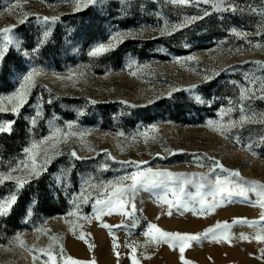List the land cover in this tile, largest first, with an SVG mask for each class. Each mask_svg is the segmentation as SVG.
<instances>
[{"label": "rangeland", "instance_id": "1", "mask_svg": "<svg viewBox=\"0 0 264 264\" xmlns=\"http://www.w3.org/2000/svg\"><path fill=\"white\" fill-rule=\"evenodd\" d=\"M235 2L242 10L213 12L174 31L185 18L211 12V5L96 0L84 7L83 0H0V29L16 25L10 33L14 42L0 61V105L9 109L0 112V123L15 121L11 133L5 137L0 133V173L7 175L15 168L13 176L29 180L23 188L15 180L0 183V202L17 197L10 212L0 216V264H43L46 257L32 246L47 250L49 245L58 264H63L61 245L65 258L88 264H133L128 247L133 241L140 264H184L178 246L149 242L148 225L197 234L218 221L229 223V239L202 236L185 249V260L191 264H264V241L254 239L264 234V208L254 204L255 193L245 199L233 189L232 196L225 193L224 204L212 213L173 208L169 216V206L159 197L167 192L173 198L170 189L179 181H170L167 186L141 187L123 209L95 219V201L105 194L100 186L137 170L136 164L124 161H147L139 165L141 170L150 167L207 178L212 162L208 158L214 157L226 168L239 170L246 181L264 182V142L260 139L264 126L246 125L225 134L214 130L215 125L242 115L240 86L252 78L264 80V0ZM16 3L21 7L13 8ZM21 13L29 14L23 24ZM42 17L59 19L45 23ZM165 24L171 35H161ZM233 29L247 35L237 36ZM5 43L0 35V47ZM109 43L115 46L108 52L89 55ZM33 69L43 75L34 77L36 86L19 114H14L10 109L17 101L8 97L19 91L22 77ZM206 76L210 78L205 80ZM244 104L264 114V100ZM233 106L237 110L225 115ZM69 124L77 135L57 144ZM55 128L62 133L40 143ZM79 133L85 135L81 138ZM33 142L38 164L45 153L52 157L38 178L28 176L23 165H18L23 161L31 167L24 149ZM72 150L81 159L73 158ZM56 151L62 155H55ZM215 174L223 175L219 169ZM86 180L97 187L87 189L90 199L84 203L77 197ZM199 180L196 175L186 193L194 195ZM209 190L206 186L201 191L207 196ZM184 199L190 201V195ZM235 218L259 223L233 224ZM105 224L123 227L110 229ZM17 234L26 247L14 240ZM241 234L249 239H242Z\"/></svg>", "mask_w": 264, "mask_h": 264}, {"label": "snow or ice", "instance_id": "2", "mask_svg": "<svg viewBox=\"0 0 264 264\" xmlns=\"http://www.w3.org/2000/svg\"><path fill=\"white\" fill-rule=\"evenodd\" d=\"M96 0H83V6L87 7L89 4L95 3ZM173 3L179 5H186V6H199L203 5H211L212 11H204L202 16L199 17H188L185 18V22L177 25L174 27V31H178L180 28L186 27L188 23L194 22L197 19H204L207 16H210L215 13H222V12H232L235 13L238 10H242L238 8L235 0H172ZM21 4L16 3L13 5V8H20ZM76 10H80V4L77 3ZM255 11V9H252ZM12 8L9 9V13L11 14ZM23 18L20 19V23H25L28 13H21ZM59 17H42V20L47 23L49 20L55 22L58 20ZM16 25H9L2 29H0V35L3 36L4 41L6 43L3 47H0V61L4 59L5 54L9 51V45L13 44L14 40L10 33L13 32ZM237 36L247 35V33L236 32L233 29ZM172 32L167 31V24L164 26V30L161 31V35H171ZM258 35L260 33H257ZM119 35V34H118ZM116 40L114 36L112 38ZM122 42V41H117ZM15 46L17 48L20 47V42L18 40L15 41ZM115 45L113 43H109L108 45H100L93 49L89 55L91 56H98L105 52L111 50ZM259 46V45H258ZM189 60L195 59L194 57H188ZM256 63H262L257 61ZM131 67V64H129ZM135 75V73H132ZM43 75V73L36 71L35 69L29 71L26 75L22 77L23 83L20 85L19 91H17L14 96L8 97L9 100H15L17 103L10 109L12 113L19 114V109L23 106L24 103L27 101V96L31 88L35 87V80L34 77ZM71 79V77H69ZM210 77H205V80H208ZM193 88L197 87L196 85L192 86ZM257 91H259L260 95H257ZM171 92L168 93L171 96ZM196 100H200L199 96L195 97ZM253 99H261L264 100V80L257 81L255 78H252L248 81L246 85L240 86V96H239V105L238 110L242 113L239 117V120H229L227 124H220L215 125L214 130L220 131L221 134H225L226 132H230L233 128H244L246 125H262L264 126V114H257L252 112L251 108H246L244 101H252ZM95 103V101H93ZM231 103V102H230ZM236 106L229 107L224 114L227 115L232 111H236ZM9 111L8 108L0 105V112H7ZM15 121H9L0 123V133H11L12 132V125ZM33 123L35 121L33 120ZM209 127L214 126L213 121L208 122ZM69 131L62 134V140L57 141V144L60 142H67L70 136H75L77 133L72 132L71 128L73 127L71 124L68 126ZM62 130L60 128H55L53 131L52 136L46 137L44 140L40 141V143H45L47 140L53 139L54 136L61 134ZM85 133H79V136L82 138ZM122 135V133H121ZM145 137H147V133H144ZM262 142H264V135L260 136ZM237 142H239L237 138ZM37 144L33 142L31 147L25 148L24 152L29 155V159L31 160V167L24 164L23 161H18V165H23L24 170H26L28 176H35L39 177L43 171L47 170V166L51 163L52 157H49L47 153H45L43 162L38 164L36 160V153L34 149H36ZM56 145H53L55 148ZM249 149H251V145H247ZM182 151V150H181ZM107 153V150H105ZM55 155H62L59 151L55 152ZM70 155L75 159H81L78 156L75 150L70 152ZM159 155V154H158ZM212 162L208 165L209 173L208 177L206 178L204 174H185V173H173L168 170H153L152 168H147L141 170L139 168L140 164H146L147 161H124L123 163H131L137 165V170L133 171L123 177H120L116 181H109L107 184L101 185L100 187L103 188L104 195L102 198L96 199L95 203L98 206L95 219L99 220L102 218L103 215H111L113 212L123 209L126 203L131 202L132 198L135 196L138 189L141 187H149V186H167L168 182L170 181H179L177 187L171 188L170 192L172 195V199L168 198V193L166 192L164 195L160 196L159 199L162 203L169 206L168 215H172V209L176 208L178 211L180 209L192 211L194 214L204 215L205 213H212L216 210L217 207H220L225 202V193L228 194V197H231L233 194V189H235V194L244 197L245 199H250L249 193H255L258 197L254 204L264 208V182L258 180H250L246 181L244 177H242L239 170H231L226 168L222 163L217 161L214 157H209ZM197 162L200 163L199 158H197ZM203 167V163H201ZM220 170L221 174L217 173V170ZM17 171V169H12L7 175L0 173V183H3L6 180H15L19 188H23L26 183L29 182L27 179H21L18 176H13L12 172ZM215 174V175H213ZM191 175L192 179L190 180L188 177ZM196 175H199L200 180L197 182V191L194 195L186 193V187L192 180L195 179ZM239 178V179H235ZM85 188L78 194V199L82 202L87 203L90 199V196L85 195V192L88 188L97 187L91 183V180H86L84 182ZM206 186L209 187V192L207 196L201 191ZM185 195H190V201L184 199ZM211 197V201L208 199ZM219 197V199H217ZM17 197L15 195L10 196L7 199H4L3 202H0V216L7 215L12 206L15 204ZM75 203V201H74ZM191 203V207L189 206ZM78 206V205H77ZM134 207V205H133ZM68 215H77L76 212H69ZM130 215V213H129ZM88 219V218H86ZM264 219V218H262ZM90 223V219L88 220ZM233 224H248V225H255L259 223L258 221H250L247 218H235L232 222ZM104 227L113 228V227H123V225H104ZM230 225L227 221L224 222H217L214 226L209 227L203 233L197 234H190V233H181V232H169L159 228L155 224H149L145 235L149 238V242H153L157 245L160 243H167L171 245L173 248L179 247V251L181 253V260L184 261V264H191L190 261L185 260L184 258V251L187 247L190 246L191 242L198 241L203 237H209L213 239H220L223 238L225 240L229 239V235L227 234L226 230L229 229ZM42 229H37L40 231ZM261 232L264 233V228L261 229ZM219 234V235H218ZM80 238H84V234H80ZM242 239H249V237L241 234ZM54 241L59 240L58 237H52ZM257 241H264V234H259L254 237ZM15 241L19 242L20 246H25V243L21 240L20 234H17L14 238ZM92 247V245H89ZM114 247H118L115 244L114 238ZM128 247L131 248V259L133 264H140L136 257V250H137V242L133 241L129 243ZM32 250L34 252L39 251L43 254L46 259L43 261V264H58L57 256L54 255L52 251V245L48 246V249H39L36 250L35 246H32ZM60 256L63 258V264H88V262L79 261L73 259L70 256L64 257V250L63 246H60ZM119 256V252L116 253ZM33 259H36L34 255ZM94 264V261L91 262Z\"/></svg>", "mask_w": 264, "mask_h": 264}, {"label": "trees", "instance_id": "3", "mask_svg": "<svg viewBox=\"0 0 264 264\" xmlns=\"http://www.w3.org/2000/svg\"><path fill=\"white\" fill-rule=\"evenodd\" d=\"M6 135H8V134L5 133V135H3V136L5 137Z\"/></svg>", "mask_w": 264, "mask_h": 264}]
</instances>
